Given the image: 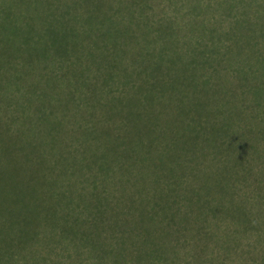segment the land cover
<instances>
[{"label": "trees", "instance_id": "16d2710c", "mask_svg": "<svg viewBox=\"0 0 264 264\" xmlns=\"http://www.w3.org/2000/svg\"><path fill=\"white\" fill-rule=\"evenodd\" d=\"M186 11L184 17L190 18L178 29L171 17L153 27H136L145 45L165 38L183 47L170 52L167 67H161L164 48L149 60L146 67L151 70L145 76L162 74L158 83L140 84L137 74L122 68L118 80L131 97L101 103L98 95L113 81L107 63L108 72L70 84L65 98L78 107L77 99L85 105L92 101L98 113L73 132L62 130L60 121H50L46 135L56 145L49 158L37 144L0 129V264H224L228 258H218L213 245L209 247L220 222H225L220 229L227 234L216 244L218 250L227 252L229 236L251 233L258 245L251 264H264V164L252 178L246 164L254 157L264 161V147L258 144L264 135V0H219L214 9L193 5ZM102 27L103 33L101 26L83 28L87 36H100L88 37L91 45L32 44L25 62L30 67L32 56L41 53L57 68L58 59L68 62L67 56L78 49L88 59L87 67L99 66L96 53H101L100 64L105 50L120 56L126 51L122 37L134 31L114 24ZM68 29L62 33L64 40ZM225 69L233 73L229 78L222 76ZM169 74L173 79L164 81ZM30 90L49 120L59 110L62 115L69 111L66 102L52 103L42 89L32 85ZM77 90L81 96L75 100ZM151 102L155 116L177 123L175 131L160 134L148 125L146 107ZM125 106L133 107L132 117L138 120L131 133L118 111ZM113 115V124L120 123L112 126L114 135L101 124ZM255 119L258 123L252 124ZM58 136L67 138L57 143ZM109 154L113 158L107 161ZM193 158L196 163L204 160L200 168L189 166ZM111 165L122 171L119 180L130 173L138 181L134 196L115 197L106 189ZM91 167L99 176L86 195L76 172ZM237 179L242 181L235 188L244 184L249 196L239 189L231 197ZM220 180L225 182L215 189ZM189 195L194 198L187 199ZM210 216L216 221L204 226Z\"/></svg>", "mask_w": 264, "mask_h": 264}, {"label": "rangeland", "instance_id": "374dc122", "mask_svg": "<svg viewBox=\"0 0 264 264\" xmlns=\"http://www.w3.org/2000/svg\"><path fill=\"white\" fill-rule=\"evenodd\" d=\"M192 0H0V129L4 128L3 133L8 136H14L18 134L22 141L33 142L38 145V150L49 158L52 153V143L49 142V138L46 135L47 126L50 123H56V121L62 122V130L69 132L76 131L81 127V124L86 120V125L89 124V116L94 113H98V110H94L93 102L87 100L85 105L82 101L77 99L76 103H72L69 96L65 98L70 84L78 81L84 83L85 80L92 76L98 75V72H108L107 63L112 67L111 70L113 81L112 87L104 88L98 95V99L101 103L110 101L116 98H122L126 101L130 98V91L127 86H120L119 78L121 77V69L124 68L127 73L137 74V79L140 84H146L148 80L158 83L159 77L163 76L160 73H155L152 77H146L145 73L151 69L146 67L150 59H157L159 54V48H164L165 55L161 59V67H167L168 56L173 49L183 48L171 42V39H160L155 46L145 45L144 40L139 36L140 30L136 27H142L148 23L150 27H153V23L160 24L163 20H169L171 23H176L175 28L182 26V21H187L190 17H184L189 15L187 8L190 6H197L198 8H216L219 5V0H199L193 2ZM218 11V10H217ZM216 13V12H214ZM213 13V14H214ZM252 14L250 11L248 12ZM140 15V16H139ZM107 24L118 25L119 29L127 28L133 29L132 36L122 37L123 48L126 51L121 53L120 56H116L109 50L104 51V62L100 64L98 56L100 52L96 53L95 62L99 63V66L87 67L86 63L88 59L82 56L83 52H79L78 49L73 50L67 57L68 62L65 60L53 59L56 63V67L49 65V59L45 56H39L41 53H36L32 56L33 60L31 66L25 60L32 53V44H42L54 41H75L79 47L82 44H88V37L98 36V32L89 34L87 36L83 28H95L101 26L100 32L103 33V27ZM179 25V26H178ZM65 28H69V37L67 40L62 39V33ZM152 36V35H151ZM150 37V36H149ZM170 38V37H169ZM62 39V40H61ZM91 45V44H88ZM40 46V45H39ZM43 54V53H42ZM182 57H180V60ZM55 65V64H54ZM222 71V76L229 78L230 74H233L230 69ZM81 72L79 75L78 73ZM172 75L164 77V81L172 80ZM123 78L120 79L122 81ZM123 82V81H122ZM224 84V81L222 82ZM34 85L38 89H42L43 93L46 92L53 103L56 100L62 103H67V114H61L62 110L57 111L56 118L48 117L41 111V103L38 100L37 95H32L30 87ZM72 94V93H70ZM73 97L81 96V90H77ZM146 97V94H145ZM139 105H136L138 107ZM46 107V105H45ZM122 119L126 124V131L131 133L133 125L138 127V120L133 115V107L125 106L120 107L118 111ZM157 109L152 106L146 107V116L148 117V125L153 127L154 131L166 133L169 130H176L177 123H170V118H161L159 115L155 116ZM115 111V112H118ZM167 115L170 113L166 111ZM170 114H173L171 112ZM109 120V122L101 123L104 127H108V134L113 135L117 131L112 126H120V123H114L115 118ZM258 119H255L252 124H257ZM111 130V132H110ZM125 131V130H124ZM146 137V136H145ZM263 139L258 142L260 146L264 147V135ZM57 143L65 141L67 137L58 136ZM147 138V137H146ZM145 138V140H146ZM261 138V137H260ZM149 139V137L147 138ZM203 143H201V147ZM194 152L199 155L197 149ZM221 161L222 156H219ZM113 158L109 154L107 161ZM204 159V157H203ZM201 160V163L204 160ZM193 158V161L189 163L190 167L200 168V164ZM97 163L101 164L97 161ZM204 163V162H203ZM206 164V163H204ZM213 164V163H212ZM246 164H250L253 172H248L250 178L256 170H260L264 161L254 157ZM218 164L215 163L213 167L216 168ZM95 168V167H94ZM93 167L90 169L82 168L76 172V177L80 184L84 185V194L91 192L93 181L96 180L99 174L96 173ZM197 168V167H196ZM117 165L110 166L107 175L109 177V183L106 185V189L111 195L115 197L120 196H134L132 191L137 188L138 181H133L130 177V173L122 175L119 180L120 174ZM200 177L199 173H196ZM187 176L182 177V181L185 182ZM75 180L72 178L70 184ZM148 180V179H147ZM191 180V179H190ZM126 181V182H125ZM242 181L237 179L232 183V190H229L231 197H234L236 193H240L239 189L243 191L246 189L244 184H238L237 189L235 185ZM191 182H193L191 180ZM218 181L216 187L220 186ZM113 184V186H112ZM231 185V183H229ZM247 185V181L245 182ZM59 187V186H58ZM128 191V192H127ZM249 196L248 191H244ZM213 197L214 195L209 192ZM207 198H210L208 196ZM187 196V199L192 200L194 196ZM250 198V197H249ZM187 204V200L185 201ZM216 220L214 217L207 218L203 225H212ZM223 223L220 222L219 227L215 228L216 234L210 238V248L213 245L212 250L218 258L225 255L228 259H223L224 264H251L252 260L257 259L256 240L251 233H238L236 236H229L227 243L229 242L227 252L220 251L216 248V244L224 238ZM220 229V230H218ZM262 246V245H261Z\"/></svg>", "mask_w": 264, "mask_h": 264}]
</instances>
